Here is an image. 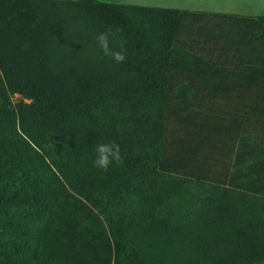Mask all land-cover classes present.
Listing matches in <instances>:
<instances>
[{
	"label": "trees",
	"instance_id": "16d2710c",
	"mask_svg": "<svg viewBox=\"0 0 264 264\" xmlns=\"http://www.w3.org/2000/svg\"><path fill=\"white\" fill-rule=\"evenodd\" d=\"M225 20L0 0V264L264 263V144L246 142L219 179L178 173L164 152L195 77L264 85V17ZM102 32L125 62L103 54ZM111 142L123 163L94 167Z\"/></svg>",
	"mask_w": 264,
	"mask_h": 264
},
{
	"label": "crops",
	"instance_id": "0c3cea01",
	"mask_svg": "<svg viewBox=\"0 0 264 264\" xmlns=\"http://www.w3.org/2000/svg\"><path fill=\"white\" fill-rule=\"evenodd\" d=\"M96 1L187 11L199 15L206 25L226 22V16L240 19L264 17V12L258 14L255 6L247 7L242 13L227 6L223 8L222 3L226 0ZM230 71L212 72L202 79L195 77L193 85H189L184 92L186 96L178 98L188 108L187 111H174L168 116L164 152L169 162L179 170L178 173H187L195 178L219 179L230 175L236 162L243 159L246 142L253 146L264 144V85L246 87L245 81L235 79ZM181 115L188 118L183 124L178 122Z\"/></svg>",
	"mask_w": 264,
	"mask_h": 264
},
{
	"label": "clouds",
	"instance_id": "9594fccd",
	"mask_svg": "<svg viewBox=\"0 0 264 264\" xmlns=\"http://www.w3.org/2000/svg\"><path fill=\"white\" fill-rule=\"evenodd\" d=\"M110 32L98 33L96 36L97 43L105 56L112 57L117 63H123L126 60V50L122 48L119 52H114L109 48ZM96 158L93 166L98 169L107 170L112 164H122L123 157L119 144L99 143L95 148Z\"/></svg>",
	"mask_w": 264,
	"mask_h": 264
},
{
	"label": "rangeland",
	"instance_id": "374dc122",
	"mask_svg": "<svg viewBox=\"0 0 264 264\" xmlns=\"http://www.w3.org/2000/svg\"><path fill=\"white\" fill-rule=\"evenodd\" d=\"M222 4H223V8H226V6H227L228 9L235 10V11H237V13L245 12L247 7H254V6L257 7V11H256V9H254V12L255 11L257 13L258 12H264V0H226V1H223ZM257 4H259V5H257ZM230 12H233V11H230ZM251 12H253V11H251ZM251 12L249 14H252ZM211 26H213V25H209V28ZM218 65L220 67H223L224 70L237 67L236 62L234 64V61L232 59L229 60L227 58L220 60ZM21 100H22V98L19 95H15L12 97V102L14 105H16ZM262 264H264V263H262Z\"/></svg>",
	"mask_w": 264,
	"mask_h": 264
}]
</instances>
